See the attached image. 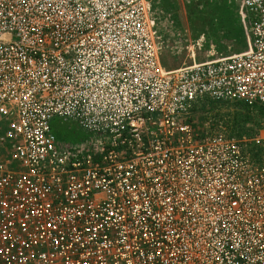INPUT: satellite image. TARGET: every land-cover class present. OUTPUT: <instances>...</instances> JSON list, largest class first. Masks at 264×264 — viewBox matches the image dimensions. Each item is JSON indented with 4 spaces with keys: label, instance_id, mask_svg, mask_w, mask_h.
Returning <instances> with one entry per match:
<instances>
[{
    "label": "built area",
    "instance_id": "built-area-1",
    "mask_svg": "<svg viewBox=\"0 0 264 264\" xmlns=\"http://www.w3.org/2000/svg\"><path fill=\"white\" fill-rule=\"evenodd\" d=\"M235 2L249 52L165 71L146 0H0V264H264V0Z\"/></svg>",
    "mask_w": 264,
    "mask_h": 264
},
{
    "label": "rangeland",
    "instance_id": "rangeland-1",
    "mask_svg": "<svg viewBox=\"0 0 264 264\" xmlns=\"http://www.w3.org/2000/svg\"><path fill=\"white\" fill-rule=\"evenodd\" d=\"M146 1L160 39L161 58L174 66V70L251 49L241 7L235 0ZM161 8L163 13H160ZM248 114L249 120L243 127L250 133L257 127L259 115L255 111ZM51 126L54 133L66 139L76 137L78 143L88 139L87 134L72 122L53 120Z\"/></svg>",
    "mask_w": 264,
    "mask_h": 264
},
{
    "label": "trees",
    "instance_id": "trees-1",
    "mask_svg": "<svg viewBox=\"0 0 264 264\" xmlns=\"http://www.w3.org/2000/svg\"><path fill=\"white\" fill-rule=\"evenodd\" d=\"M160 62L162 68L165 71L174 70V66H170L168 63L164 62L163 58H161L160 54ZM233 110V111H230ZM252 110L241 103L228 105L224 103H214L209 100L201 101L194 108L192 114L200 121H206L211 119L214 123V126L223 128L226 134L229 137L243 139V138H251L254 134V130L250 133L243 127V124L246 123L248 118V113H251ZM241 117V119H240ZM52 133L55 136L56 140L59 143L64 144H76L78 139L71 138L66 139L61 134L54 133L52 129Z\"/></svg>",
    "mask_w": 264,
    "mask_h": 264
},
{
    "label": "crops",
    "instance_id": "crops-1",
    "mask_svg": "<svg viewBox=\"0 0 264 264\" xmlns=\"http://www.w3.org/2000/svg\"><path fill=\"white\" fill-rule=\"evenodd\" d=\"M165 1V0H164ZM166 3V2H165ZM167 5V4H166ZM164 12V9L163 8H161L160 9V13H163Z\"/></svg>",
    "mask_w": 264,
    "mask_h": 264
},
{
    "label": "flooded vegetation",
    "instance_id": "flooded-vegetation-1",
    "mask_svg": "<svg viewBox=\"0 0 264 264\" xmlns=\"http://www.w3.org/2000/svg\"><path fill=\"white\" fill-rule=\"evenodd\" d=\"M230 52V48H228V50H227V53H229Z\"/></svg>",
    "mask_w": 264,
    "mask_h": 264
}]
</instances>
